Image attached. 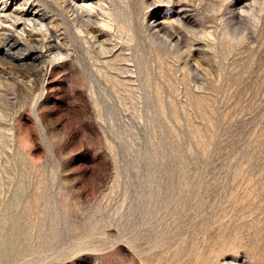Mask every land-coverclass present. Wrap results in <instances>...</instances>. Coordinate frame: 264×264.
I'll return each instance as SVG.
<instances>
[{"label":"rangeland","instance_id":"obj_1","mask_svg":"<svg viewBox=\"0 0 264 264\" xmlns=\"http://www.w3.org/2000/svg\"><path fill=\"white\" fill-rule=\"evenodd\" d=\"M0 17V264H264V0Z\"/></svg>","mask_w":264,"mask_h":264},{"label":"bare ground","instance_id":"obj_2","mask_svg":"<svg viewBox=\"0 0 264 264\" xmlns=\"http://www.w3.org/2000/svg\"><path fill=\"white\" fill-rule=\"evenodd\" d=\"M11 14H13V13H10L9 15H11ZM2 15V14H1ZM11 17L12 18H14V20L15 21H17L18 22V20H20V19H22V20H24L23 19V13H16V14H14V15H11ZM26 19H29L30 21H32V23H33V25H35L34 26V28H36V24L38 23V21H39V16L37 17H32V18H26ZM0 20H2L1 19V17H0ZM21 21V20H20ZM41 22L43 23V21L41 20ZM48 29V28H47ZM16 33H10L6 38H8V43H9V45H10V48H9V51H10V49L12 50L16 45H19V43H20V38H19V36L17 37L16 35H15ZM34 39V38H33ZM32 41V40H31ZM27 44V43H26ZM8 45V44H7ZM52 46H53V43H52ZM8 47V46H7ZM49 47H50V44H49ZM55 48V47H54ZM58 48V47H57ZM15 50H17L16 48H15ZM25 50V49H24ZM29 51V50H28ZM27 51V52H28ZM14 52V51H13ZM18 52V51H17ZM33 54H36V56H34L33 55V57H40V56H42V54H41V52H40V50L39 49H37V48H35V49H33V52H32ZM30 54V53H29ZM13 55V54H12ZM27 55V54H26ZM14 56H15V54H14ZM24 56V55H23ZM18 57V56H17ZM24 58V57H23ZM19 60H23L22 59V57H19L18 58ZM37 59V58H36ZM22 62V61H21ZM33 62V61H32ZM23 63V62H22ZM17 65V64H16ZM36 68H39L40 69V67H36Z\"/></svg>","mask_w":264,"mask_h":264}]
</instances>
